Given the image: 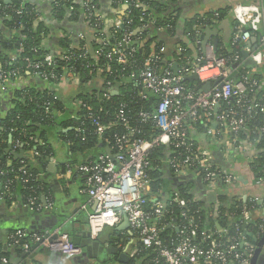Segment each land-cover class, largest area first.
<instances>
[{
	"label": "built area",
	"instance_id": "1",
	"mask_svg": "<svg viewBox=\"0 0 264 264\" xmlns=\"http://www.w3.org/2000/svg\"><path fill=\"white\" fill-rule=\"evenodd\" d=\"M119 1L128 3L129 0ZM133 6L143 7L139 1H136ZM85 7L88 24L96 30L100 38L99 44L102 46L99 50H95V59L102 56L109 59L116 57L120 65L128 66L132 70L130 79L140 88L138 98L151 102L155 106L152 112L141 111L136 116H132L122 104L115 113L114 120L105 123L102 117L96 114L93 106L77 100L79 110L87 113V119L95 134L110 150L81 164L78 168L84 176L86 187L83 192L89 199L88 205H95L94 210L88 215L91 237L96 239L104 229L116 228L126 216L130 228L137 235L138 244L156 255L154 262L157 264H252L257 248L248 243L245 238H234L224 243L218 239H212L210 235L207 237L208 247L201 248L195 245L192 239L191 232L194 228L192 222L180 228L177 221L173 223L168 221L166 218L167 201L155 199L153 205L149 207L150 201L154 198L153 181L149 172L152 170L150 155L154 148L161 146L170 151L167 164L176 177H196L212 191L225 187L227 191L233 192L231 190L238 187H246L247 184L242 182L238 176L213 165L209 151L201 147L195 148L190 133L195 124L204 120L210 125L207 126L206 134H204L207 136L212 134L216 137L223 136L220 127L224 126L229 131V139L225 146L227 153L234 156L242 155L243 146L239 136L247 129L253 114L258 109L261 111L264 109L263 105L253 101L250 96L257 89V82H250L245 75L239 80L233 78L234 71L231 66L239 63L240 57H219L214 54L211 46H206L204 49V57L201 59V62H205L204 64L200 62L189 66L190 68L183 65L175 74L168 67L162 68L165 51L163 48L153 52L140 66L136 65L135 50L121 49V46L130 48L133 45L134 34H126L119 43L110 48L111 52L105 55L104 49L109 46V41L102 34L100 20L94 15L93 0H86ZM260 12L257 6L239 4L233 10V15L239 22L244 23L252 21V14H260ZM16 13L21 15L23 10H17ZM123 25V19L117 22L114 26V33ZM201 27L194 29L198 38L201 36ZM141 31L143 32L139 30V35H136L137 43L142 42ZM251 37L249 32H243L241 29L237 33L236 41L249 40ZM197 43L201 44L202 41L198 40ZM260 43L262 49L256 61L264 53V34L260 35ZM77 48L72 47V49ZM87 55L89 52L83 53V59H87ZM70 58L67 52L59 50L46 55L41 62L26 58V69L44 81L58 84L70 83L78 80L71 70L67 69L63 76L45 71L46 67L55 68L59 61H66ZM183 59L188 61L186 57ZM21 76L18 69L6 70L0 63V92H6L7 84ZM190 76H197L201 83L211 80H220V82L209 92H196L189 90L183 83L185 78ZM118 94H120L119 87L110 86L104 95L105 101H109L111 97ZM56 100H58L57 95L52 100L44 102L43 109L47 113L51 112ZM231 101H235L236 105L229 106ZM224 104L228 106L224 108ZM75 118L77 119L78 116ZM150 123L153 132H156L151 140L142 137V128L139 126ZM215 124L217 127L213 130ZM81 125L76 128V131L85 141L86 129ZM117 127L123 128L124 132L112 137L105 136L107 131ZM261 132H264V128ZM255 134L260 135V132H252V135ZM250 142L256 146L255 143L259 141L255 139ZM254 163L255 159L251 162V166ZM24 174L28 175L26 170ZM252 174L254 178L249 181V186H263L264 165L258 176L253 172ZM4 175L5 172L0 170V177ZM2 190L13 201L14 194L11 187L9 185L3 187L0 184L1 196ZM28 199V206L37 211L44 209L40 197H29ZM250 201L258 202L256 199H250ZM175 202L181 203L179 198H175ZM88 205L84 206V209H87ZM252 211L249 206H245L242 210V221L246 228L254 221L252 213L255 210ZM167 228L178 230L180 236L176 239L164 240L162 237ZM261 230L264 231V226ZM10 239L13 244L23 246L26 252L31 251L32 245H39L52 253H60L65 257H77L82 254V249L77 247L69 234L64 233L59 227L46 233L19 231ZM22 241L25 242L21 244ZM137 253L138 250L133 253L132 257L134 258Z\"/></svg>",
	"mask_w": 264,
	"mask_h": 264
},
{
	"label": "trees",
	"instance_id": "2",
	"mask_svg": "<svg viewBox=\"0 0 264 264\" xmlns=\"http://www.w3.org/2000/svg\"><path fill=\"white\" fill-rule=\"evenodd\" d=\"M54 7V15L60 20L62 18V11L69 5L68 0H51ZM136 1L142 3L143 7L135 8L133 5ZM178 0H129L128 3L123 4L128 6L126 15L123 17L124 25L114 33V29L106 35V30L103 28L106 39L109 41V46L103 47L105 55L111 52L115 44L119 43L126 34H134V43L130 48L121 46V49L130 51L135 50L134 60L136 65L140 66L143 61L153 52L159 49L152 45L158 39L154 37L152 41L141 45L136 42L137 32H141V40L144 42L147 39L148 26L155 23L156 29L168 28V33L176 32L177 19L174 17V10L172 6ZM173 4V5H172ZM174 7V6H173ZM23 10L21 15L16 13L17 10ZM167 12V15H163ZM96 16V13H94ZM0 19L4 21L10 35L2 40V51L0 52V63L6 70L18 69L23 77L27 76L25 59H31L34 62L43 61L44 57L51 54V50L44 46V39L46 36V27L43 23H38L37 11L32 5H23L21 2H14L12 6H6L4 2H0ZM206 19L197 18L187 25V31L194 37H197L195 28L204 25ZM76 42L68 37L62 38L58 41L57 47L59 51L67 52L71 57L66 61H59L55 68L46 67L45 71L48 73H56L58 76H63L65 71L71 70L74 77L84 84H89L95 78L101 76L104 81V90H94L92 94L78 93L77 99L93 106L97 115L101 116L105 123L114 120L115 113L120 106L124 104L126 111L132 116H136L141 111H154V104L138 98L140 88L130 79L132 70L128 66L120 65L116 57L109 59L105 56L95 59L93 54L89 51L87 44L81 43L77 49H72ZM76 47V46H75ZM102 46L94 43V49L99 50ZM89 52L87 59L82 57L83 53ZM219 57H230L228 53L218 52ZM82 57V58H81ZM204 57L203 49L200 50L199 58ZM15 58V59H13ZM16 60V61H14ZM205 62L202 61L201 64ZM162 65V64H161ZM186 68H190L187 62H184ZM163 67V65H162ZM249 69L240 67L236 69L233 74L236 79L249 77L247 72ZM253 79L256 77L253 76ZM250 82L254 80L250 79ZM54 83V82H52ZM189 90L200 92L203 89V84L200 82H183ZM57 84V83H54ZM110 86H118L120 94L114 95L109 101H105L104 95ZM258 88L254 93L250 94L253 101L263 105L264 99L258 94ZM85 92H87L84 89ZM53 94V95H51ZM55 93L49 92H35L34 90H23L19 92L13 100V108L0 119V170L5 172L3 177H0V184L4 186L9 185L13 194L17 196L18 193L26 200L29 197H40L41 189L35 183V175L37 168L30 162L21 164L13 160L10 156H6V149L8 147L9 137L12 136L14 143L23 145L26 151H32L37 154L34 159L38 163L47 162L52 158H62L67 152L71 156V165L77 162L81 164L86 163L91 159H95L103 152H108V148L99 140L87 119V113L84 110H77L78 118H73L65 109L64 104L60 99L56 100L54 109L47 113L44 108V102L52 100ZM235 101H231L229 106H235ZM228 105L224 104V108ZM61 116L58 117V114ZM83 123V125H81ZM86 129L85 141L82 140V135L76 131L78 126ZM142 137L151 140L156 135L153 132L152 125L142 124ZM207 126H210L206 121H200L194 125L192 133V143L195 148L201 147L199 141L195 140L194 134H206ZM223 131L224 126L220 127ZM264 109H258L253 114V118L245 131H243L239 138L240 141H253L257 139L259 142L256 146L264 150ZM260 132V135H252V132ZM124 130L121 127L114 128L107 131L105 136L112 137L115 134H121ZM159 135V131H158ZM197 136V135H196ZM84 138V135H83ZM113 144V143H111ZM112 146V145H110ZM65 152V153H64ZM169 149L158 146L154 148L150 155L152 161V170L149 175L153 181L152 193L153 197L163 200L164 193L174 192L176 195L167 200V214L166 218L169 222L177 221V225L183 228L185 225L193 223L192 239L195 245L201 248H207L209 245L208 236L212 239H218L221 242H227L234 238H245L248 243L258 249L259 243L264 238V231L261 228L264 226V219L253 221L247 228L242 221V210L245 206H249L253 211L264 208V204L250 201L244 197L220 198L217 203H212L210 206L207 201L204 202L197 198L195 190L200 192L199 187L202 186V181L194 178L195 181L191 184L185 183L183 180H178V186L175 191H170L165 187L168 178L165 170L169 168L167 159L169 157ZM67 154V155H68ZM8 159L13 160L12 166L8 167ZM264 165V151H261L255 163L252 164V172L258 176ZM170 169V168H169ZM24 170L28 175L24 174ZM31 175V176H29ZM178 178V177H177ZM179 179V178H178ZM199 180V181H198ZM3 191V190H2ZM2 198L12 202L8 196L1 193ZM200 195V194H199ZM175 198H179L181 203H176ZM153 205V199L150 201L149 207ZM252 211V212H253ZM67 233L65 230H63ZM251 234V238L248 234ZM68 234V233H67ZM180 236L177 230L167 228L163 234L164 240L176 239ZM25 240V239H24ZM25 242L22 241L21 244ZM138 253L130 264H157L154 262L156 255L152 251L145 249L143 246H138ZM264 252V250H263ZM257 264H264V258L261 257Z\"/></svg>",
	"mask_w": 264,
	"mask_h": 264
},
{
	"label": "crops",
	"instance_id": "3",
	"mask_svg": "<svg viewBox=\"0 0 264 264\" xmlns=\"http://www.w3.org/2000/svg\"><path fill=\"white\" fill-rule=\"evenodd\" d=\"M68 1L70 2L69 5L62 11V18L58 20L53 14L54 7L51 0H0V2H4L6 6L10 7L14 2L34 6L38 15V23H43L47 30L44 46L50 49L52 53L59 50L57 47L58 41L68 37L76 42L73 45L76 48L81 43L87 44L89 51L95 58L94 43L99 44L100 38L96 30L89 26L86 19V0ZM93 3L102 30L105 28V34L109 35L108 31L114 29L117 22L121 21L126 15L128 6L119 0H93ZM174 3L175 5L172 4L174 7L172 6L171 9L175 11L174 17L177 19L176 32L169 34L167 27L158 30L154 26L155 23H152L147 28V39L140 42L141 45H146L154 37L158 39L152 46L159 50L161 48L165 50L162 68L168 67L175 74L174 67L176 66L179 70L183 67L184 62L192 66L197 65L201 62L199 58L201 48L204 53L205 47L211 46L216 55L218 52H223L228 53L230 57L239 56V66L236 69L240 67L249 69L247 74L250 79L257 82L258 94L264 99V53L261 54L259 62L256 61V57L262 49L260 35L264 34V0H178ZM239 4L257 6L261 12L260 14H252V21L241 23L233 15V10ZM162 14L167 15V12ZM197 18L206 19L205 24L201 27L199 38L192 36L186 30L188 22ZM239 27L243 32H249L252 37L249 40L236 41L237 33L241 30ZM138 32L137 35H139ZM102 34L106 37L104 31ZM7 35L9 36L10 32L5 27L4 21L0 19V52L3 49L2 40L3 38L6 39ZM255 38L258 42H254ZM198 40H201L202 43L198 44ZM244 53L248 54L246 58ZM183 57H186L188 61H184ZM247 61H252L253 64L246 67L244 64ZM253 76L257 80L253 79ZM233 78L236 79V75L233 74ZM208 82L214 84L216 81L211 80ZM6 88V92H0V119L13 108L12 102L16 98L15 96L23 90L55 93L64 104L65 111L75 118L77 116L76 111L79 109L76 97L78 93L92 94L94 90L103 91L104 81L101 76H98L89 84H84L80 80L54 84L28 72L26 77L21 76L11 80ZM59 116H61L60 113ZM216 127V124L213 125V130ZM222 133L223 136L219 137L214 136V134L211 136L194 134V138L199 141L202 149L210 152L213 165L227 173L238 176L247 185L229 192L220 190L221 187L214 191L209 190L203 183L199 187V193L195 190L197 198L204 202L207 201L209 206L212 203L218 204L220 198L232 199L238 196L245 199H256L260 205H263L264 185L256 187L248 184L254 178L251 162L257 158L262 150L246 140L241 141L243 146L242 155L229 154L225 147L229 139V131L225 128ZM12 151L16 154L23 151L24 159H17L11 153L6 154V156H10L21 164L28 161L37 168L34 179L41 189L40 202L44 209L37 211L28 206L29 199L25 200L20 193L17 196L14 194L13 201L9 203L0 195V264H122L119 262V255L122 253L130 257L129 264L132 262L134 259L132 255L138 249L139 244L137 235L130 226L120 229L125 225L124 218L116 228L104 229L96 238L100 240L96 249L91 252H84L77 257H65L60 253H52L39 245H32L31 251L26 252L23 246L13 244L10 238L19 231L46 233L58 227L62 231L65 230L71 239L83 237L84 234L90 233L88 215L89 212L94 210L95 205H88L89 199L83 192L86 187L84 176L78 169L81 162H77L72 166L70 153L64 152L65 156H62V158H52L47 162L38 163L34 160L37 157L34 150L26 151L21 144L17 142L15 144L14 140ZM12 159H8V167L12 166ZM165 172L167 174L166 178H168L165 187L169 188L170 191H175L179 183L178 180H183L185 183L191 182L192 184L195 181L194 178H196L187 176L178 177V179L169 168ZM213 193L217 196L216 202L209 201V195ZM175 195L174 192H168L167 189L162 199L167 201ZM153 199L155 201L159 198L154 197ZM87 205L88 208L84 209V206ZM252 216L254 221L264 219V208L256 209ZM25 254L27 256H24Z\"/></svg>",
	"mask_w": 264,
	"mask_h": 264
},
{
	"label": "water",
	"instance_id": "4",
	"mask_svg": "<svg viewBox=\"0 0 264 264\" xmlns=\"http://www.w3.org/2000/svg\"><path fill=\"white\" fill-rule=\"evenodd\" d=\"M254 42H258L257 38L254 39ZM248 56L247 53H244V57L246 58ZM253 64L252 61H247L244 65L247 67L248 65H251ZM239 66V63L235 64L233 67H232V70H236V68ZM174 71L175 73L178 72V69L177 67L175 66L174 67ZM185 81L187 82H199V79L197 76H190V77H186L185 78ZM220 82V80L216 81L214 84H212L211 82H207L203 85V89L202 91L204 92H209L213 85H218ZM12 144H13V137L10 136L9 137V146H8V149L6 150V154H13L17 159H24V152L21 151L20 154H16V153H13L12 151ZM108 152H110V150H108ZM44 200V199H43ZM217 200V196L215 193L213 194H210L209 195V201L211 202H216ZM262 203V202H260ZM124 218V222H125V225L123 227H120V229H124L126 227H129V221H128V218L126 216L123 217ZM178 231V230H177ZM249 236L251 238L252 235L249 234ZM73 243L77 246V247H80L82 249V253L84 252H91L93 249H96V247H98L99 243H100V240H97V239H93L91 237V234L90 233H87V234H84L83 237H76V238H73ZM264 238L262 239V241L259 243V246H258V249L256 251V254H255V257L253 259V262L252 264H257L259 259L261 257L264 258ZM115 253H117V251H115ZM24 256H27L26 254ZM23 256V257H24ZM119 262L122 263V264H129L130 262V257L125 254V253H122L119 255Z\"/></svg>",
	"mask_w": 264,
	"mask_h": 264
},
{
	"label": "rangeland",
	"instance_id": "5",
	"mask_svg": "<svg viewBox=\"0 0 264 264\" xmlns=\"http://www.w3.org/2000/svg\"><path fill=\"white\" fill-rule=\"evenodd\" d=\"M220 190L227 191V189L225 187H221Z\"/></svg>",
	"mask_w": 264,
	"mask_h": 264
}]
</instances>
